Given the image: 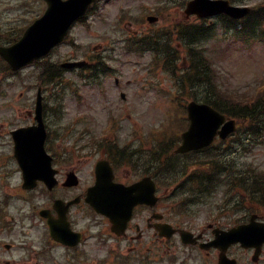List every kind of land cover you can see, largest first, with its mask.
Instances as JSON below:
<instances>
[{"label":"rangeland","instance_id":"obj_1","mask_svg":"<svg viewBox=\"0 0 264 264\" xmlns=\"http://www.w3.org/2000/svg\"><path fill=\"white\" fill-rule=\"evenodd\" d=\"M156 1L158 0H102L98 10L89 15L86 22L76 25L72 31L73 41L58 47L51 56V61H62L72 56H74L73 60H78L82 59L85 54L95 57L96 54L94 55L93 51L103 49L102 59L105 57L106 62L104 63L101 59V63L102 67L108 71L105 73L100 69L103 73L98 79V85L79 77L80 72L66 71L60 84L46 86L43 91L44 103L47 109L48 125L56 137L54 150L63 151L78 135L84 137L80 139L83 144H90L91 136H97L103 130L105 132L107 118L110 116L122 120L121 127L119 126L116 131L121 142L132 131L140 134V140L145 139L153 130L161 131L163 121L167 122L175 111L173 95L176 80L179 77H181L180 86L183 93L182 102L187 104L193 99L189 98L192 94L188 90L184 92L185 89L191 87L189 79L185 76V82L182 79L183 69L187 66L185 62L188 61L186 57H188L187 51L189 50H186L185 45L174 42V47L169 50L173 55L175 53L181 55L177 64L170 63L175 71L169 70L163 56L155 58L151 51L129 52L126 47V51L122 49L125 38V36H120L122 33L136 32V34L146 36L147 31H151V35L168 31L170 29L168 25L173 20L185 24L182 11H168L169 9L163 14L164 17H161L163 21L160 24L149 26L146 21H139L144 16L143 12H150L148 10L155 8ZM246 1L253 5L260 0ZM246 1L244 3H247ZM0 3L11 4L9 10L0 12L2 17L0 23L8 24L14 21L19 22L20 12L27 14L41 5L38 4V0H0ZM0 7L4 9L6 4H1ZM122 10L132 17V20L125 24L124 21H120ZM154 12L155 10H152V13ZM188 21L195 23L197 19L192 18ZM220 24L213 25V36L204 41L203 45L206 50L203 51V55L212 58L214 70L218 73L217 77L222 88L237 93L256 92L257 87L264 84V43L244 39L235 35L233 31L227 32L228 30L222 29ZM113 31L117 33L116 37L107 39V35H113ZM181 42L186 44L185 40ZM170 43L169 40L167 44L170 46ZM112 47L115 48L114 51H111ZM183 61L185 64H182ZM37 71V65L30 66L26 72L20 73L11 82L0 86V93L4 94L0 98V105H10L9 108L0 112V117L9 119L6 121L7 128L23 124L34 115L37 87H32V84L34 86L37 81L35 77ZM116 80H119V86L115 85ZM121 92L126 94L125 99H122ZM85 132L86 134H83ZM0 149L11 150L9 137L0 138ZM86 151L89 149L80 153L75 152L76 157L73 159L75 165L71 163L66 165L68 168H75L83 180L90 178V170L92 164L96 162L95 159L100 156L101 158L106 157L103 151L82 156ZM234 159L238 165H249L251 169L264 171V140L254 150ZM9 165L15 166L14 162H10ZM18 180V173H15L14 183ZM222 192V188L216 191L218 196H221ZM233 197H238L237 193L233 194ZM1 198L0 191V201ZM233 200L236 201L235 198ZM10 203H13L10 207L11 214L16 217L21 215L16 208L19 209L25 204H15L11 200ZM19 236L20 234L15 232L13 235H7V239L13 240ZM0 238H3L2 235ZM24 257V249L7 250L0 246V264H18V261L20 262ZM25 264L35 263L25 259Z\"/></svg>","mask_w":264,"mask_h":264},{"label":"flooded vegetation","instance_id":"obj_2","mask_svg":"<svg viewBox=\"0 0 264 264\" xmlns=\"http://www.w3.org/2000/svg\"><path fill=\"white\" fill-rule=\"evenodd\" d=\"M157 3L160 6L164 4L163 1ZM7 125L6 118L0 117V137L7 136L11 142V129ZM5 158V150L0 149L1 169L5 168L2 161ZM1 174L0 171V178H3ZM118 178L116 175L118 182L127 185L140 180L133 170H129L123 178ZM164 200L161 198L155 206L135 207L134 218L128 223L123 236L112 231L110 216L97 213L83 200L78 205L68 207L65 216H60L53 209L56 232H65L69 244H62L49 236L54 254L50 256L53 251H48L43 243L38 252L40 261H44L42 264H264V245L256 257L255 248L232 242L230 236L232 228L248 222L249 214L234 219L235 211L230 209L213 218L200 216L197 221L195 215L167 212L161 206ZM39 221L44 235H49L48 219L40 217ZM167 223L173 227V234H168ZM182 229L192 233L188 240L182 238ZM211 242H214L213 246Z\"/></svg>","mask_w":264,"mask_h":264},{"label":"water","instance_id":"obj_3","mask_svg":"<svg viewBox=\"0 0 264 264\" xmlns=\"http://www.w3.org/2000/svg\"><path fill=\"white\" fill-rule=\"evenodd\" d=\"M48 9L40 19L30 26L23 37L12 47L4 48L2 54L10 61L14 69L47 54L67 34L69 27L80 15L84 14L93 0H46ZM225 11L234 17L245 15L248 8L219 6L213 0H194L188 5L187 12L199 15H211ZM41 96L38 97L39 126L21 129L15 132L16 154L26 177V186H34L38 179L53 186L51 158L44 149L45 128L41 119ZM192 120L190 129L183 134V144L178 152L208 145L214 138L224 116L206 104L192 102L189 106Z\"/></svg>","mask_w":264,"mask_h":264},{"label":"trees","instance_id":"obj_4","mask_svg":"<svg viewBox=\"0 0 264 264\" xmlns=\"http://www.w3.org/2000/svg\"><path fill=\"white\" fill-rule=\"evenodd\" d=\"M252 23L253 25V34L256 32V27L262 25L264 26V20L262 18H255V15H252ZM209 64L206 62L205 67ZM205 79L209 82H216L215 76L212 73H208ZM213 84H211L212 86ZM218 92L213 96V91L211 93V99H206L219 109L226 111L227 113L235 114L239 118H242L243 121L247 124L249 132L246 133L244 138L240 142H243L244 146H255L256 144H261L264 140V91L260 94L254 96H246V95H229L230 94L226 89L223 88L215 90ZM176 139V137L174 138ZM236 146L237 144H232ZM170 148V147H168ZM230 151V148L227 149ZM233 152V151H232ZM195 154V153H194ZM194 154H188L187 157H194ZM193 155V156H192ZM220 155V154H219ZM202 157L197 156L196 160H200ZM209 159H214L213 157H208ZM220 165H231L230 162L227 161L228 156L221 154L220 157ZM200 164V163H196ZM208 164H214L213 160H209ZM217 164V163H216ZM190 165L186 163L185 166ZM206 165V164H202ZM254 175H259L258 172L252 171ZM255 183L264 182V178H254L252 180Z\"/></svg>","mask_w":264,"mask_h":264}]
</instances>
